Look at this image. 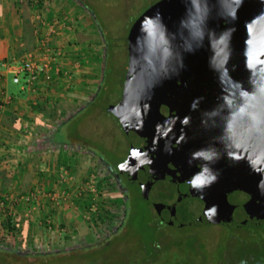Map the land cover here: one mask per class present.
Masks as SVG:
<instances>
[{
	"label": "water",
	"instance_id": "obj_1",
	"mask_svg": "<svg viewBox=\"0 0 264 264\" xmlns=\"http://www.w3.org/2000/svg\"><path fill=\"white\" fill-rule=\"evenodd\" d=\"M106 110L129 143L117 170L163 224L264 226V0L152 5Z\"/></svg>",
	"mask_w": 264,
	"mask_h": 264
},
{
	"label": "rangeland",
	"instance_id": "obj_2",
	"mask_svg": "<svg viewBox=\"0 0 264 264\" xmlns=\"http://www.w3.org/2000/svg\"><path fill=\"white\" fill-rule=\"evenodd\" d=\"M158 1L68 0L67 12L70 13L65 16L67 19L60 18L68 20L71 15L68 25L77 29L75 36L64 40L66 45L62 47L69 46L70 51L82 59L83 68L77 74V78L82 79L81 94L65 101L73 108L62 109L66 113L53 124L50 134L57 139L58 134L54 133L57 130L81 133V140L70 138L69 143L62 146L64 153L60 156L63 160L69 157L70 163L61 170L57 168L58 178L67 172L61 184L70 179L78 183L73 197L79 200L76 199L78 204L73 208L80 206L74 215L81 218L77 217L73 224L55 221L49 226L41 225L38 235L28 234L27 228L7 232L1 221V253L20 256L15 259L9 255L8 259L3 254L10 264H264V226L246 229L215 225L166 226L159 221L151 205L140 197L135 185L125 193L110 171L124 161L129 145L106 108L115 105L121 96L129 30L136 19ZM63 11L61 15L67 14ZM101 86L107 92L94 100ZM47 104L50 110L54 106L53 100H48ZM86 114L90 115L88 119L93 114L96 118L87 122L83 120ZM73 117L75 120L68 124ZM100 133L107 144L106 150L101 152L105 153L111 168L93 152V149L100 152ZM57 149L60 152L59 147ZM90 180L95 192L88 188ZM56 197V200L64 199L61 193ZM92 205L97 209L95 212L91 211ZM51 216L56 219L53 212ZM47 230L49 236L45 233ZM66 256L72 258L64 261L58 258Z\"/></svg>",
	"mask_w": 264,
	"mask_h": 264
},
{
	"label": "crops",
	"instance_id": "obj_3",
	"mask_svg": "<svg viewBox=\"0 0 264 264\" xmlns=\"http://www.w3.org/2000/svg\"><path fill=\"white\" fill-rule=\"evenodd\" d=\"M47 1V6L41 9L34 0H0V63L16 62L33 52L46 31L48 21L61 19L70 13L67 12L68 0ZM62 10L67 14L61 15ZM69 18L68 23L72 16ZM76 29L75 26H64L51 43L65 46L64 40L73 38ZM62 64L65 66L67 61ZM65 67L60 75L51 74V79H40L34 91L28 92L12 83L11 73L0 70V222L4 227L10 217L16 227L14 232L27 228L28 234L38 235L41 225L45 227L56 222L73 224L77 217L81 218L74 215L80 206L73 208L78 204V198L73 197L78 183H73L72 179L63 185L59 182L57 171L65 168L64 160L58 152L59 145L50 140L53 138L50 134L53 124L66 113L62 109L73 108L65 101L81 94L82 79L77 78L78 72ZM68 73H71L69 81ZM48 100L54 103L52 117L48 112ZM30 126H33V135L27 137L25 130ZM69 161L67 157L66 165ZM52 193H61L64 199L54 201ZM51 212L56 219H52ZM49 230L45 232L47 236Z\"/></svg>",
	"mask_w": 264,
	"mask_h": 264
},
{
	"label": "built area",
	"instance_id": "obj_4",
	"mask_svg": "<svg viewBox=\"0 0 264 264\" xmlns=\"http://www.w3.org/2000/svg\"><path fill=\"white\" fill-rule=\"evenodd\" d=\"M34 3L39 8H45L48 4L47 0H34ZM65 18V17H64ZM67 19V18H66ZM66 19H57L48 22L46 24V31L44 35L39 40V43L36 49L33 52L25 54L19 61L16 62H2L0 63V70L11 73V81L13 84L18 85L22 91H34L35 86L43 77L45 79H51V74L60 75L63 70L68 68L79 71L83 68L82 59L78 54L70 51L69 46L58 47L54 46L51 42L55 39L56 35L59 34V31L68 25V20ZM71 52V53H70ZM67 61V64L64 66L62 62ZM65 76V74H62ZM69 81L71 73H68ZM66 77V76H65ZM68 86V85H67ZM2 105L0 104V108ZM25 135L27 137H32L33 135V126L27 127L25 130ZM67 172L64 171V175L61 174L59 177V182L64 181V177ZM88 188L91 192H95L93 180L87 182ZM58 194H51V197L56 200ZM91 211L95 212L97 209L95 206H90ZM1 209V205H0ZM48 223V222H47Z\"/></svg>",
	"mask_w": 264,
	"mask_h": 264
},
{
	"label": "trees",
	"instance_id": "obj_5",
	"mask_svg": "<svg viewBox=\"0 0 264 264\" xmlns=\"http://www.w3.org/2000/svg\"><path fill=\"white\" fill-rule=\"evenodd\" d=\"M82 5L84 6V7H86V8H88V9H90L86 4H84V3H82ZM105 74L106 73H104V77H105ZM103 82H104V78H103ZM107 92V90L105 89V87L103 88V86H101V88H100V90H99V92H97V95H96V97L94 98V100H96L98 97H99V95H104V93H106ZM91 103H93V101L92 102H90L89 104H91ZM88 104V105H89ZM107 109V108H106ZM82 110V109H81ZM54 111V109H52V110H50V111H48L49 112V115L52 117V112ZM94 111V110H93ZM93 111H92V113H93ZM107 111V110H106ZM80 111H78L77 112V114L79 113ZM95 113H97V112H95ZM110 114V113H109ZM88 115L89 114H86L85 116H83V120H88L87 122H90V121H93L95 118H96V116H94V114H93V117L91 118H89L88 119ZM96 115V114H95ZM112 115V114H111ZM76 116V115H75ZM74 116V117H75ZM90 116V115H89ZM113 116V115H112ZM74 117L70 120V121H68V124L70 123V122H73L75 119H74ZM114 117V116H113ZM115 118V117H114ZM74 119V120H73ZM115 120H116V118H115ZM86 123V122H85ZM116 123L118 124V126L120 127V125H119V123H118V121L116 120ZM67 125V124H66ZM121 128V127H120ZM65 130V129H64ZM122 130V129H121ZM65 131H61V130H57V132H56V134H58V136H57V139L55 138V139H53V138H51L50 140H52V141H54L56 144H58L59 145V150H60V153H64V150L62 149V146L63 145H65V144H67L66 142H68L69 143V139L70 138H74L75 140H81V133L79 132V131H75V130H73V131H69V130H67V133L65 132ZM123 132V131H122ZM124 134V133H123ZM125 135V134H124ZM99 145H98V148H100V152H99V150H98V153H96L95 151H94V149H93V152H94V154H95V156H97L98 158H100L108 167H112V165L110 164V162H108L107 160H106V157L104 156V152H101V150L102 149H105L106 150V146H107V144L105 145V142H104V138H102L101 137V133L99 134ZM125 138H126V136H125ZM126 140H127V138H126ZM127 142H128V140H127ZM92 143V142H91ZM128 145H129V143H128ZM93 146V145H92ZM93 148H94V146H93ZM128 150H129V148H128ZM61 157V156H60ZM66 161L67 160H64V162H63V164L65 165V166H67L66 165ZM136 186V185H135ZM137 187V186H136ZM138 189H139V187H137ZM131 190V189H130ZM139 193H140V189H139ZM4 228H6V230H7V232H10V233H12V232H14L15 231V229H16V227L14 226V225H12V220H11V218L9 217V218H7L6 219V221H5V224H4ZM6 254L7 256H8V259H10L9 258V255H10V257H12V258H19L20 256H18V254L16 253V254H11V253H1V251H0V264H10L11 263V261L9 262V260L7 259V256L5 257L4 255ZM2 255V256H1ZM58 258H62V260L64 261V260H66V258H72V257H70V256H66V257H58ZM14 259V260H15ZM69 261V260H68Z\"/></svg>",
	"mask_w": 264,
	"mask_h": 264
},
{
	"label": "flooded vegetation",
	"instance_id": "obj_6",
	"mask_svg": "<svg viewBox=\"0 0 264 264\" xmlns=\"http://www.w3.org/2000/svg\"><path fill=\"white\" fill-rule=\"evenodd\" d=\"M111 173L113 174V177L116 179V181H118L121 185H122V188L124 190L125 193H128V191L130 190V186L131 184H128L127 180H126V177L119 173L118 170H117V166L116 168L113 167V170H110ZM134 186V185H133ZM131 191V190H130ZM140 194V193H139ZM160 221V220H159ZM161 222V221H160ZM162 223V222H161ZM165 225V224H164Z\"/></svg>",
	"mask_w": 264,
	"mask_h": 264
},
{
	"label": "clouds",
	"instance_id": "obj_7",
	"mask_svg": "<svg viewBox=\"0 0 264 264\" xmlns=\"http://www.w3.org/2000/svg\"><path fill=\"white\" fill-rule=\"evenodd\" d=\"M199 183H203V181H200Z\"/></svg>",
	"mask_w": 264,
	"mask_h": 264
}]
</instances>
